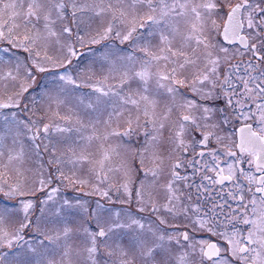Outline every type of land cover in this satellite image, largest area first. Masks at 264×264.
<instances>
[{
  "label": "snow or ice",
  "instance_id": "obj_1",
  "mask_svg": "<svg viewBox=\"0 0 264 264\" xmlns=\"http://www.w3.org/2000/svg\"><path fill=\"white\" fill-rule=\"evenodd\" d=\"M0 45V264H264V0H0Z\"/></svg>",
  "mask_w": 264,
  "mask_h": 264
},
{
  "label": "rangeland",
  "instance_id": "obj_2",
  "mask_svg": "<svg viewBox=\"0 0 264 264\" xmlns=\"http://www.w3.org/2000/svg\"><path fill=\"white\" fill-rule=\"evenodd\" d=\"M4 46H6V45H0V47H4ZM101 48H102V45H91L90 46V50H88V51H85V50L81 49V51L83 52L82 59L87 60L88 57H91L94 53L96 55H99L100 53L97 50L101 49ZM16 54L17 55H21V56L23 55L22 53H16ZM0 55H3V53H0ZM44 82H46V79H45ZM6 98L7 97L5 95L0 94V100L6 99ZM4 111L5 112H10V111H13V110L12 109H7V110H4ZM38 115H39V113H38ZM83 191H87V189H84ZM83 191L82 192H77L74 188L67 187V188H63L61 194L63 196H65L66 198H69V199H72L73 197H77V196H80L81 198L86 199V200H90V201L95 199L94 197L84 196L83 195Z\"/></svg>",
  "mask_w": 264,
  "mask_h": 264
}]
</instances>
